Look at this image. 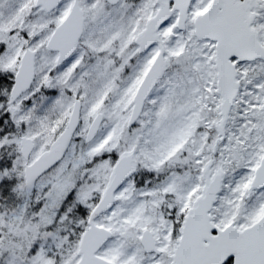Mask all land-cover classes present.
Listing matches in <instances>:
<instances>
[{
    "label": "snow or ice",
    "instance_id": "6c2138e0",
    "mask_svg": "<svg viewBox=\"0 0 264 264\" xmlns=\"http://www.w3.org/2000/svg\"><path fill=\"white\" fill-rule=\"evenodd\" d=\"M0 264H264V0H0Z\"/></svg>",
    "mask_w": 264,
    "mask_h": 264
}]
</instances>
